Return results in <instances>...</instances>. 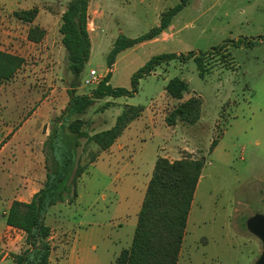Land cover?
<instances>
[{"label":"rangeland","instance_id":"374dc122","mask_svg":"<svg viewBox=\"0 0 264 264\" xmlns=\"http://www.w3.org/2000/svg\"><path fill=\"white\" fill-rule=\"evenodd\" d=\"M70 1L0 0L1 34L13 24L20 35H26V23L14 16L20 10L38 8L41 13L36 20L52 26L55 52L45 59V51L39 57L28 55L23 71L0 90L2 100L31 102L22 114H37L33 147L38 151L44 148L45 129L50 127L51 132L68 106L69 88L75 81L67 70L66 56L59 51V24ZM179 2L90 3L92 53L76 93L89 94L96 88L85 85L92 70L103 79L112 72L113 87L131 90L133 76L152 58L162 54L176 57L140 79L134 96L96 100L79 116L92 136L111 129L126 106L145 109L107 152L94 142L87 143L86 138L80 140L77 162L87 165L92 154L100 156L81 178L76 202L59 203L47 214L52 246L49 264H113L132 244L149 181L163 155L171 161L188 155L206 160L178 264H255L262 253V242L247 230L246 222L253 215L264 214V0H195L175 17L167 36L122 52L111 69L107 65L121 34L137 38L149 32L160 24L162 13ZM238 40L242 41L239 45ZM227 43V51H214L207 58L209 72L204 78L194 59L181 57L207 53ZM175 77L189 84L183 100L166 92ZM192 96L203 99L199 123L180 122L170 127L166 116ZM4 138L3 145L8 140ZM215 139L220 141L210 154ZM3 234L0 262L7 254L1 264H14V255L27 248L26 235L19 231ZM68 250V259L60 260Z\"/></svg>","mask_w":264,"mask_h":264},{"label":"trees","instance_id":"16d2710c","mask_svg":"<svg viewBox=\"0 0 264 264\" xmlns=\"http://www.w3.org/2000/svg\"><path fill=\"white\" fill-rule=\"evenodd\" d=\"M91 1L71 0L62 14L60 33L63 36L62 44L67 51V70L75 76L73 83L75 88L78 87V81L92 53V40L88 28ZM193 1L195 0H180L175 7L162 13L158 26L137 38L121 34L107 57L108 68L111 69L116 64L122 52L162 36L171 27L175 17ZM38 15V8L14 13L18 20L26 24H32ZM45 36L46 31L39 26L31 27L28 33V39L35 43L41 42ZM228 43L207 53L196 55L191 52L181 57L187 60L194 59L199 75L204 78L209 72L207 58L215 52L227 51ZM241 43V40L236 42L237 45ZM174 57L176 54H162L152 58L133 76L131 90L113 87L110 83L112 72H109L91 93L70 92V102L59 119L64 122L61 126L53 127L45 143L47 167L43 188L28 203L14 201L6 216L8 226L26 235L27 248L22 253L14 255V264H49L52 246L51 228L46 223L47 214L59 203L76 202L79 181L99 156L92 154L90 164L87 165L77 162L80 140L86 138L87 143L94 142L100 150L107 151L123 135L125 129L143 115L145 109L126 106L111 129L92 136L84 130L85 121L79 116L84 115L96 100L134 96L138 92L140 79L150 75L162 62L170 61ZM25 63V58L0 50V87L12 80ZM165 89L173 99L183 100L185 93L189 91V84L186 80L175 77L169 81ZM202 107L203 99L200 96H192L181 101L166 116V122L170 127L180 122L196 125L202 118ZM218 143L219 139L212 141L210 153ZM205 164V158L196 159L191 155L175 161L158 157L138 216L132 244L121 251L114 264L179 263L188 219Z\"/></svg>","mask_w":264,"mask_h":264},{"label":"crops","instance_id":"0c3cea01","mask_svg":"<svg viewBox=\"0 0 264 264\" xmlns=\"http://www.w3.org/2000/svg\"><path fill=\"white\" fill-rule=\"evenodd\" d=\"M40 13L41 12L39 11V15ZM47 13L49 17H54L52 12L48 11ZM33 26H39L41 29L46 31L45 38L39 43L32 42L28 39L29 30ZM24 27L26 29L25 36L20 35L18 27L13 24L9 25L8 29H5L9 30L8 32H4L3 34L0 32V43H4L0 45V50L19 55L25 58L27 61L26 63H28V55L39 57L40 55H44V51L46 55L43 56V59L49 58L51 53L55 52V44L52 43L55 39H52L51 37V24L46 23L43 25L35 20L32 24H26ZM60 27L61 24H59L58 29L61 41L59 51L63 52L64 56H66V49L62 44L63 36L60 33ZM171 29H173L172 26L169 28V30ZM164 36H167V34L163 33L162 36H160L158 39H155L154 41H159L160 38ZM6 47L9 49H6ZM26 63L17 74L23 71ZM17 74L15 76H17ZM77 88L73 87L72 84L71 88L69 89H72L71 91H76ZM30 105L31 102L29 101L22 102L19 99L13 101L0 99V247L4 239V232L19 231L8 226L6 223V216L12 203L14 201L27 203L30 202L33 196L41 188H43V183L46 180L47 161L45 143L48 141L50 136V127H47L43 134L44 140L41 142V144L44 145V148L42 146L39 151L36 150L33 145L37 133V125L36 123L34 124V121L37 122V114L36 112H33L32 114L28 112L25 116L22 114L24 107L27 108ZM61 117L56 119V122H58L55 127L61 126L63 124L64 121H59ZM3 123L6 125L4 124L5 126H2ZM3 136L5 138L8 137V140L4 143V145ZM113 146L110 149H113ZM214 150L210 154H213ZM161 157L166 156L163 155ZM69 255L70 253L68 250V252H66V254L60 260L68 259ZM6 257L7 254L3 257L0 264L5 260ZM60 262L61 261H59L58 264Z\"/></svg>","mask_w":264,"mask_h":264},{"label":"water","instance_id":"95a60500","mask_svg":"<svg viewBox=\"0 0 264 264\" xmlns=\"http://www.w3.org/2000/svg\"><path fill=\"white\" fill-rule=\"evenodd\" d=\"M247 230L256 236L263 245V250L255 264H264V214L251 216L246 222Z\"/></svg>","mask_w":264,"mask_h":264},{"label":"built area","instance_id":"2783aa9c","mask_svg":"<svg viewBox=\"0 0 264 264\" xmlns=\"http://www.w3.org/2000/svg\"><path fill=\"white\" fill-rule=\"evenodd\" d=\"M103 80V77L98 71L92 70L89 77L85 80L86 86H98Z\"/></svg>","mask_w":264,"mask_h":264}]
</instances>
